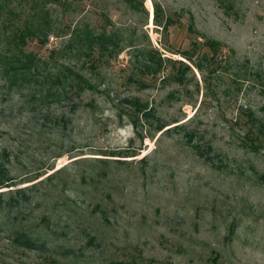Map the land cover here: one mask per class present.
<instances>
[{
  "label": "rangeland",
  "instance_id": "374dc122",
  "mask_svg": "<svg viewBox=\"0 0 264 264\" xmlns=\"http://www.w3.org/2000/svg\"><path fill=\"white\" fill-rule=\"evenodd\" d=\"M29 1L0 0V35ZM232 2L47 4L53 33L26 46L41 59L89 25L138 46L147 34L190 70L179 81L167 62L147 76L130 49L95 70L58 56L93 86L60 104L0 71V264H264V0ZM193 51L201 71L182 57Z\"/></svg>",
  "mask_w": 264,
  "mask_h": 264
},
{
  "label": "trees",
  "instance_id": "16d2710c",
  "mask_svg": "<svg viewBox=\"0 0 264 264\" xmlns=\"http://www.w3.org/2000/svg\"><path fill=\"white\" fill-rule=\"evenodd\" d=\"M8 1V0H4ZM11 1V0H10ZM51 0H30V10L27 17L17 23L12 18H7L3 26L7 30L0 35V71L4 81L17 89H30L42 104H60L69 99L71 93H82L84 90L93 89L92 84L85 76L70 64L58 66V56L69 57L70 60H86L89 67L95 70L96 59L102 57L115 58L125 49L132 51L131 57L139 63L141 72L150 77H156L166 67L167 62H176L179 68L176 71L178 80L190 70L189 65L181 61H172L155 48H150L147 34L143 39L148 43L138 46L132 36H128L121 29L113 31L102 30L97 33L89 25L74 28L66 44L58 50H51L45 59L39 58L35 53L27 51L28 42L36 41L39 45L46 44L47 39L53 33V24L47 4ZM225 13L233 11L232 0H215ZM1 5V4H0ZM162 17L161 9L154 4L153 19L159 23ZM170 21L164 23L163 29L170 26ZM219 43L209 41L205 47L210 51H216ZM194 48L196 47L193 44ZM215 53V52H213ZM203 54L200 58L212 63L214 54ZM186 59L197 70L202 66L194 61V51L182 52ZM182 67V68H181ZM183 73V74H182ZM250 120H254L250 117ZM163 129L159 126L157 131ZM259 129V128H258Z\"/></svg>",
  "mask_w": 264,
  "mask_h": 264
}]
</instances>
